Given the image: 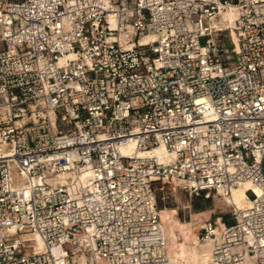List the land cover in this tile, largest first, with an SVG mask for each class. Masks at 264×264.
Segmentation results:
<instances>
[{"label":"built area","instance_id":"obj_1","mask_svg":"<svg viewBox=\"0 0 264 264\" xmlns=\"http://www.w3.org/2000/svg\"><path fill=\"white\" fill-rule=\"evenodd\" d=\"M174 181L256 188L199 237L264 264V0H0V264H170Z\"/></svg>","mask_w":264,"mask_h":264},{"label":"rangeland","instance_id":"obj_2","mask_svg":"<svg viewBox=\"0 0 264 264\" xmlns=\"http://www.w3.org/2000/svg\"><path fill=\"white\" fill-rule=\"evenodd\" d=\"M224 41L227 44L225 39ZM180 186H177L176 192L172 190L171 185L159 187L158 203L161 210H164L163 222L168 252L173 256L175 263L188 264L194 259L191 252H198L200 245L190 249L191 257L188 258L182 243L187 239L191 241L194 235H199L197 227L201 228L207 222H214L222 217L228 224V214L232 209L224 203L222 196L216 193L190 196Z\"/></svg>","mask_w":264,"mask_h":264},{"label":"bare ground","instance_id":"obj_3","mask_svg":"<svg viewBox=\"0 0 264 264\" xmlns=\"http://www.w3.org/2000/svg\"><path fill=\"white\" fill-rule=\"evenodd\" d=\"M223 19L227 20V21H231L234 18V14L232 12H226L223 15ZM149 40H151L150 37H145L142 38V42H148ZM122 152L124 154H134L135 156L138 157H150V158H157L158 161L161 164H167L168 162L171 161V156L168 155V153L166 152L165 148L163 146H159L156 148H153L150 151H134V146L133 144H129L127 147H125L124 149H122ZM180 185L178 182L174 181L171 184V188L174 192L177 191V186ZM170 186V185H169ZM258 194L259 192L256 190V188L252 187L250 184H244L243 186L239 187L236 190H233L231 195L226 197V196H222L221 192H218L219 196H222V199L224 201V203L230 207L233 208V210L237 211H241L244 210L246 207H248L251 203V198L249 195L251 194ZM163 217H164V210H161V223H160V229H161V236H164L165 239V250H166V254H167V258L170 264H183V263H175L174 262V258L172 255H170V253L168 252L167 249V238H166V234L164 231V222H163ZM212 222V221H210ZM216 223V225L218 226V233L220 232V229H224V225L223 223L220 221V218H217L216 221H214ZM206 224V223H205ZM201 226V228L204 227V225ZM200 226H198V231L200 230L199 228ZM219 234H217L218 236ZM38 240V239H37ZM184 248L186 250V255L188 258L191 257L190 255V249L194 248V247H198V245H200L198 252L195 253V251L193 250L191 252V254H193L194 259L192 262L188 263V264H214V260L212 257V242L210 239L208 240H204L201 241L199 235H194V237L191 239V241H189L188 239L184 241ZM59 249H55L54 253H60Z\"/></svg>","mask_w":264,"mask_h":264},{"label":"trees","instance_id":"obj_4","mask_svg":"<svg viewBox=\"0 0 264 264\" xmlns=\"http://www.w3.org/2000/svg\"><path fill=\"white\" fill-rule=\"evenodd\" d=\"M219 217V216H218Z\"/></svg>","mask_w":264,"mask_h":264}]
</instances>
